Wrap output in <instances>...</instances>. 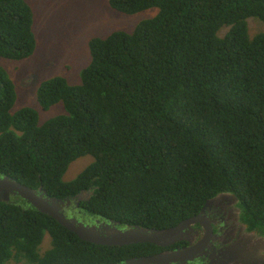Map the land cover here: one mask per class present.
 <instances>
[{
  "label": "trees",
  "instance_id": "obj_1",
  "mask_svg": "<svg viewBox=\"0 0 264 264\" xmlns=\"http://www.w3.org/2000/svg\"><path fill=\"white\" fill-rule=\"evenodd\" d=\"M110 4L130 14L158 12L131 32L91 37V63L78 84L60 75L45 80L41 108L60 104L46 122L33 107L11 112L15 82L0 64V177L70 198L77 225L169 228L229 192L247 229L264 236V31L252 33L248 22H264V0ZM33 10L27 0H0V58L33 53ZM85 155L90 164L64 180ZM82 190L92 194L75 199ZM35 227L40 239L48 229L64 247L61 264H121L186 244L87 241L16 195L0 198V264H10Z\"/></svg>",
  "mask_w": 264,
  "mask_h": 264
},
{
  "label": "rangeland",
  "instance_id": "obj_2",
  "mask_svg": "<svg viewBox=\"0 0 264 264\" xmlns=\"http://www.w3.org/2000/svg\"><path fill=\"white\" fill-rule=\"evenodd\" d=\"M34 8L33 26L36 46L32 54L23 58H0V64L15 82L16 102L11 110L22 107L38 110L40 123L60 112V104L48 110L41 108L38 90L41 84L54 76H63L71 84H78L81 71L91 63L92 38H104L113 31L131 32L146 19L152 18L158 8L152 7L136 13L114 9L110 0H27ZM258 20V21H256ZM251 32L264 31V22L248 18ZM251 33V34H252ZM64 110V107H63ZM92 160L85 155L74 160L63 179H75ZM72 218V217H71ZM11 220H14L11 218ZM42 245L54 248L51 235L46 233ZM40 247V252H41ZM42 254L44 252H41Z\"/></svg>",
  "mask_w": 264,
  "mask_h": 264
},
{
  "label": "flooded vegetation",
  "instance_id": "obj_3",
  "mask_svg": "<svg viewBox=\"0 0 264 264\" xmlns=\"http://www.w3.org/2000/svg\"><path fill=\"white\" fill-rule=\"evenodd\" d=\"M79 193L77 197H75L76 195L72 197L79 200L89 198V192L81 195ZM215 197L208 199L201 210L195 214L202 215L208 220L214 219L216 221L214 229L207 233L209 240L200 243L198 240L206 234V232L204 233L203 225L201 223L192 225L191 237L194 238L193 244L191 245L187 240H184L186 244L177 248H169L179 251H183L188 247L192 248L189 253H185L184 258L175 264H226L220 263V260L223 262V258L226 256H229L230 259L239 258L238 264H260V257L264 255V248H262L264 236L247 229L246 224L240 218L241 210L238 206V200L227 194ZM63 199L65 204L58 203V206H60L58 210L65 214L69 220H72L68 216V213H70L68 210L72 208V200L70 198ZM49 204L54 209L57 208V204L53 203L52 200H49ZM116 223L101 226L98 232L107 235L112 233L116 227H127L125 225L121 226L120 222L119 224L121 225L117 226L115 225ZM97 227H99L98 224L85 225L79 231L82 237H88V233L96 230ZM212 240L214 242L208 243ZM254 247H257V249ZM246 250H248V253Z\"/></svg>",
  "mask_w": 264,
  "mask_h": 264
},
{
  "label": "water",
  "instance_id": "obj_4",
  "mask_svg": "<svg viewBox=\"0 0 264 264\" xmlns=\"http://www.w3.org/2000/svg\"><path fill=\"white\" fill-rule=\"evenodd\" d=\"M47 190H34L30 187L22 184L21 182L15 180L11 176H2L0 177V198L9 200L10 194H19L23 198L29 200L35 207H37L42 212L54 217L61 224L74 229L80 236L82 235L79 231L80 227H75V219L69 220L65 214L59 212L58 203H64L65 200L62 198H54L45 196ZM89 192L91 195L92 191L82 190L79 194ZM227 194L232 196L237 200L236 195L233 193L225 192L217 195L216 197ZM215 197V198H216ZM49 200H52L53 203L57 204V208L54 209L50 206ZM195 223H201L205 230L207 237V231L209 230V220L202 215L191 216L179 222L177 225L169 228H147L140 225L128 226L125 228L116 227L113 229L112 233L99 234L96 230H93L88 233V237H84L86 240L101 243L104 245H129L133 243H143V242H152L159 246H169L176 241L187 240L191 245L193 244V239L191 237V227ZM84 227V226H83ZM82 230V229H80ZM88 232V231H87ZM257 249V247H254ZM264 248V244L262 246ZM192 250L191 247L186 248L183 251L179 250H165L152 255H141L137 257H132L127 259L121 264H170L173 261H178L180 258H184L185 253H189ZM248 253V250H246ZM239 258L229 259L228 261H223L220 263L226 264H238ZM260 264L264 263V255L260 257ZM117 264V263H115Z\"/></svg>",
  "mask_w": 264,
  "mask_h": 264
},
{
  "label": "clouds",
  "instance_id": "obj_5",
  "mask_svg": "<svg viewBox=\"0 0 264 264\" xmlns=\"http://www.w3.org/2000/svg\"><path fill=\"white\" fill-rule=\"evenodd\" d=\"M33 13H34V10H33ZM32 29H33V32L35 34V28H34V26H32ZM88 47H90V43L88 44ZM16 195H19V194H10V199H11L12 196H16ZM19 196H21V195H19ZM10 199L9 200H6V201H10ZM25 200H27V199H25ZM27 201L29 203H31L29 200H27ZM194 216H196V215H194ZM72 218L75 219L74 226L75 227H80V229H83V226H85V225L82 224V223H79L80 225H77L76 224V223H78L77 218L75 216H72ZM94 224H98L99 225V227L96 228V231L97 232H98V230H99V228L101 226L111 225V224H105V223H102V222H95ZM195 224H197V223H195ZM215 224H216V221L214 219L209 220V227H208L209 230L207 231V233L210 232L212 229H214V225ZM203 230H204V233H205L206 230H205L204 226H203ZM37 233L38 232H37V229L35 227L34 230L31 232V236L29 237L28 242L24 243L23 245H19L18 247H15L16 252H13L12 256L8 258L10 264H30L26 256H37L39 258L45 256V257H47L49 259V262L51 264H61L64 261L65 252L66 251H65V249H64L63 246L57 244V241L55 239V236H52V234L50 233V231L48 229H46L45 232H44L43 237L45 236L46 233H49L51 235V243L53 245H55L54 248H51L50 249V248L45 247V245H43L41 247L43 241H42V239H40L38 237ZM208 240H209V235L207 234L206 239H205V236H201V238L198 241L200 243H202V242L208 241ZM87 241H89V240H87ZM193 241H194V239H193ZM211 242H214V241L212 240V241H209L208 243H211ZM208 243H207V245H208ZM40 247H41V252H44L43 254L40 252ZM167 250H174V249H169L168 248ZM17 251H19V252L17 253ZM147 255H151V254H147ZM180 259H182V258H180ZM180 259L178 261H180ZM229 259H230L229 256H226V257L223 258V261H228ZM178 261H173L170 264H175Z\"/></svg>",
  "mask_w": 264,
  "mask_h": 264
}]
</instances>
